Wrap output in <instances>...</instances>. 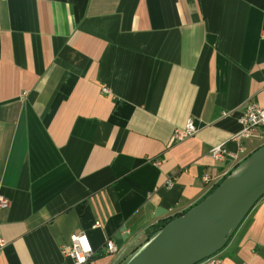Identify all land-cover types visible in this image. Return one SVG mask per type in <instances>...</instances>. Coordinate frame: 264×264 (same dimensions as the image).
Masks as SVG:
<instances>
[{
	"label": "crops",
	"instance_id": "obj_1",
	"mask_svg": "<svg viewBox=\"0 0 264 264\" xmlns=\"http://www.w3.org/2000/svg\"><path fill=\"white\" fill-rule=\"evenodd\" d=\"M263 28L264 0H0V264H73L80 231L120 264L264 145L232 140L264 106ZM217 255L264 264V197Z\"/></svg>",
	"mask_w": 264,
	"mask_h": 264
},
{
	"label": "water",
	"instance_id": "obj_2",
	"mask_svg": "<svg viewBox=\"0 0 264 264\" xmlns=\"http://www.w3.org/2000/svg\"><path fill=\"white\" fill-rule=\"evenodd\" d=\"M264 197V145L204 199L173 218L120 264H197L221 251Z\"/></svg>",
	"mask_w": 264,
	"mask_h": 264
},
{
	"label": "built area",
	"instance_id": "obj_3",
	"mask_svg": "<svg viewBox=\"0 0 264 264\" xmlns=\"http://www.w3.org/2000/svg\"><path fill=\"white\" fill-rule=\"evenodd\" d=\"M261 36L264 38V28L261 31ZM104 92H109V88L104 86ZM242 128L239 132L232 136V140L240 141L243 138H256L261 137L264 133V106L251 101L247 103L245 109L240 118ZM196 132V127L193 120L190 118L184 128H177L174 131L173 138L175 140H183ZM211 156L216 160H223L228 154V150L224 146V143L214 146L210 150ZM236 158L237 154H233ZM229 171L224 172L218 178H213L208 175L204 177L205 182L213 181L216 185L220 183L227 175ZM9 201L6 197L0 196V206H8ZM94 226H100V222L94 223ZM2 242H0V245ZM104 249L107 253L117 254L119 249L114 240L107 237L104 243ZM62 251L65 256L72 259L73 264H87L89 260L95 255V250L92 247L87 234L84 231L71 234L69 244L62 246ZM221 262L217 253L207 257L206 259L198 262L197 264H219Z\"/></svg>",
	"mask_w": 264,
	"mask_h": 264
},
{
	"label": "trees",
	"instance_id": "obj_4",
	"mask_svg": "<svg viewBox=\"0 0 264 264\" xmlns=\"http://www.w3.org/2000/svg\"><path fill=\"white\" fill-rule=\"evenodd\" d=\"M219 184V183H218ZM218 184H216L214 187H212L211 188V190L202 198V199H204L209 193H211L217 186H218ZM201 199V200H202ZM200 200V201H201ZM254 208V207H253ZM252 208V209H253ZM251 212V211H250ZM249 212V213H250ZM170 220H172V219H168V220H166V221H164L163 223H161V224H159V225H157L155 228H153V230H152V232H151V234L148 236V238L151 236V235H153L156 231H158L161 227H163L166 223H168ZM96 256V255H95ZM90 261V260H89Z\"/></svg>",
	"mask_w": 264,
	"mask_h": 264
}]
</instances>
